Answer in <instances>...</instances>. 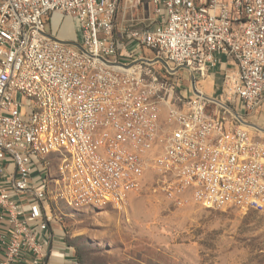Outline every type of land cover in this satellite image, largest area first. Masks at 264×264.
Here are the masks:
<instances>
[{
	"label": "built area",
	"instance_id": "1",
	"mask_svg": "<svg viewBox=\"0 0 264 264\" xmlns=\"http://www.w3.org/2000/svg\"><path fill=\"white\" fill-rule=\"evenodd\" d=\"M141 1L0 0V264H47L61 225L46 202L41 169L47 164L27 150L34 134H41L37 151L65 142L88 155L85 198L130 196L143 188L149 170L163 167L158 188L176 187L178 196L169 198L180 205L194 199L214 209L236 202L240 210L264 211V127L249 119L264 110V0H148L155 19L117 32L120 11ZM53 14L76 20L80 37L65 41L50 33ZM23 48H30V59H23ZM221 55L235 67L224 75L220 96L211 97L197 83ZM73 59H86V67L72 68ZM91 68H102V76H92ZM81 77H92V85L81 84ZM99 78L108 79V94L79 100L82 89L101 87ZM45 88H61L58 97H64V133L56 141H43L48 126H41L38 94ZM96 107H103L104 118L96 117ZM160 113L168 122L159 121ZM124 117H132L134 127H126ZM68 124H75L76 137H68ZM95 129L106 131L108 143L95 138ZM113 141H121L132 161H123ZM212 143H230V150H212ZM196 150L209 152V159H197ZM185 156L194 157L196 169H187ZM242 157L251 164L227 182ZM70 174L80 183L77 170ZM199 183H220L221 191L187 194L188 185Z\"/></svg>",
	"mask_w": 264,
	"mask_h": 264
},
{
	"label": "rangeland",
	"instance_id": "2",
	"mask_svg": "<svg viewBox=\"0 0 264 264\" xmlns=\"http://www.w3.org/2000/svg\"><path fill=\"white\" fill-rule=\"evenodd\" d=\"M150 18L153 8L142 0L138 8L120 11L117 32L141 29ZM51 19L47 28L54 31L60 21ZM253 118L264 127V110ZM57 169L51 168L53 177ZM157 179L149 170L143 188L120 206L56 199L64 238L82 264H264V211L207 208L194 199L180 205Z\"/></svg>",
	"mask_w": 264,
	"mask_h": 264
},
{
	"label": "bare ground",
	"instance_id": "3",
	"mask_svg": "<svg viewBox=\"0 0 264 264\" xmlns=\"http://www.w3.org/2000/svg\"><path fill=\"white\" fill-rule=\"evenodd\" d=\"M23 59H30V48H23ZM86 59H73L72 68H85ZM92 76H102V68H91ZM36 85H43L42 77H35ZM81 84L92 85V77H81ZM99 86L82 89L79 93V100H89L92 95L108 94V79L99 78ZM72 91H79V84H72ZM61 95V88H45L43 94H38V109L41 116V126H48L43 134V141H56V137L64 133V97ZM100 105H107V98H100ZM96 117L104 118L103 107H96ZM160 122H168V114H159ZM124 125L126 127H134L132 117H124ZM196 131H204V124H196ZM33 133H40V125H33ZM68 137H76L75 124H68ZM95 138L100 143H108V134L103 129H95ZM41 142V134H34V139L27 140V150L36 151V158L39 161H45L47 166L41 169V178L46 189V202L51 207L52 213L58 214L57 201L63 198L67 202L77 203L86 206H103L107 204L120 206L126 200L128 195H112V197H83L89 183L88 171V155H81L78 148L67 147L65 142H51V150H47L46 146H39L37 151V143ZM250 143H258V136H250ZM113 149L116 152H123V144L121 141H113ZM145 149H152V142H145ZM212 150L229 151L230 143H212ZM197 159H209V152L206 150H196ZM123 161H132V153L123 152ZM67 163V166H66ZM245 164H251V157H242V161H237L233 166V174H227V182H235V178H240V174L244 172ZM57 165L55 176L53 177L51 168ZM185 165L187 169H196V161L193 156H185ZM78 173L77 183L76 174ZM157 175H164L163 167H156ZM221 191L220 183H199L187 186V194H218ZM165 192L169 197H177L176 187H165ZM207 208H214V204H205ZM229 207H238L236 202H229ZM240 208V207H238Z\"/></svg>",
	"mask_w": 264,
	"mask_h": 264
},
{
	"label": "crops",
	"instance_id": "4",
	"mask_svg": "<svg viewBox=\"0 0 264 264\" xmlns=\"http://www.w3.org/2000/svg\"><path fill=\"white\" fill-rule=\"evenodd\" d=\"M51 17H54L56 20H59L60 23L56 27V30L49 31L50 33L58 36L59 38L65 41H75L80 37V28L78 30H70L66 28V25L72 23L78 24L76 20L66 18L62 15L53 14L47 17V23L52 21ZM54 19V20H55ZM79 26V24H78ZM235 65L233 61L225 56H220V63L216 68L209 71V75L204 80H199L197 85L200 86L208 96L219 97L223 89V80L224 75L230 70L234 69ZM185 88L187 90L192 89L193 85L188 74H185ZM190 79V81H189ZM253 121V117L249 118ZM262 126L261 123H255ZM263 127V126H262ZM54 242L48 248L49 257L46 260L47 264H82L76 252L74 251L73 246L69 245L63 235V229L61 225L57 224L55 231Z\"/></svg>",
	"mask_w": 264,
	"mask_h": 264
}]
</instances>
